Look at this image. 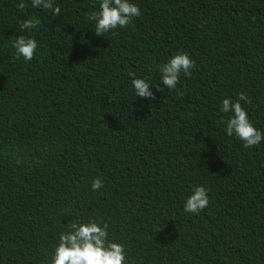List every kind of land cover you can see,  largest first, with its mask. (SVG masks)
<instances>
[{
	"label": "trees",
	"instance_id": "trees-1",
	"mask_svg": "<svg viewBox=\"0 0 264 264\" xmlns=\"http://www.w3.org/2000/svg\"><path fill=\"white\" fill-rule=\"evenodd\" d=\"M130 2L140 16L98 36V0H53L59 16L0 0V264H50L90 219L126 264H264V140L245 148L221 111L244 92L264 133V0ZM19 35L37 41L31 61L14 58ZM181 52L195 67L170 90L158 66ZM195 185L209 204L188 213Z\"/></svg>",
	"mask_w": 264,
	"mask_h": 264
},
{
	"label": "clouds",
	"instance_id": "clouds-1",
	"mask_svg": "<svg viewBox=\"0 0 264 264\" xmlns=\"http://www.w3.org/2000/svg\"><path fill=\"white\" fill-rule=\"evenodd\" d=\"M98 3L99 9L91 12L87 17L89 21L95 22L94 33L98 36L117 28H125L133 18L140 16L139 7L130 0H98ZM31 4L34 8L51 10L53 16H59L61 12L59 6H54L53 0H31ZM18 7L23 10L26 5L20 3ZM38 28L39 24L33 19H25L20 23L22 31ZM37 47L36 39L19 35L13 41L14 58L31 61ZM194 67L195 62L186 53L181 52L171 56L166 63L158 66L162 84L167 89H176L181 74L190 77ZM129 76L132 77L131 83L136 97L154 99L149 82L143 78H136V74L132 72ZM155 86L158 91H162L158 85ZM176 95L182 97L184 93L177 91ZM240 101L250 103L244 92H240L235 101L224 98L221 102V111L231 113L227 119H223L225 132L228 136H235L241 140L245 148L257 146L264 140V133L253 126ZM103 184L104 181L96 177L92 180L91 188L97 191L103 187ZM208 204L206 187L195 185L184 202V211L199 213L207 208ZM50 264H126L125 247L108 239L107 222L92 219L87 222H70L69 230L59 234Z\"/></svg>",
	"mask_w": 264,
	"mask_h": 264
}]
</instances>
